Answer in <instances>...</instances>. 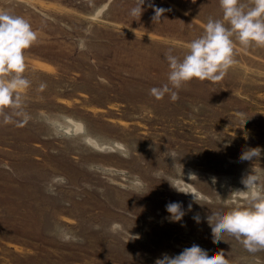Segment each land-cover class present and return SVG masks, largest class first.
<instances>
[{"label":"rangeland","instance_id":"rangeland-1","mask_svg":"<svg viewBox=\"0 0 264 264\" xmlns=\"http://www.w3.org/2000/svg\"><path fill=\"white\" fill-rule=\"evenodd\" d=\"M136 3L0 0L38 37L25 50L30 87L20 90L30 118L0 116V264H155L193 244L223 250L230 264H264V250L250 253L226 233L213 243L206 221L245 204L232 191L251 170L264 179V48L233 37L236 63L223 80L193 79L177 101L158 100L150 90L168 83L165 54L183 59L223 12L219 0H146L139 18ZM149 3L170 11L153 23ZM257 147L260 158L240 160ZM170 202L182 203L178 222ZM62 232L83 242H62Z\"/></svg>","mask_w":264,"mask_h":264},{"label":"clouds","instance_id":"clouds-1","mask_svg":"<svg viewBox=\"0 0 264 264\" xmlns=\"http://www.w3.org/2000/svg\"><path fill=\"white\" fill-rule=\"evenodd\" d=\"M145 2L146 0H137L130 14L140 18ZM219 3L223 18L208 19L203 35L190 42L189 50L183 59L173 55L172 49L165 54L169 68L168 83L150 90V94L156 99H163L166 94H170L171 101H177L178 90L193 79L209 82L223 80L229 68L236 63L233 37L244 48L251 46L264 48V0H249L248 3H242L241 0H219ZM148 6L154 11L153 23L161 22L164 13L170 11L155 7L151 3ZM37 39V33L28 20L6 9H0V116H3L4 123L12 122L13 115L22 117V123H27L30 118L23 111L20 90L30 87V80L24 76L25 50ZM45 87L44 84L40 85L41 90ZM5 109L14 110L13 114L9 115ZM261 152L259 147L249 148L241 153L240 160L253 161L261 157ZM168 156L173 160L177 159L174 151ZM61 182L66 183V180ZM241 183L244 188L233 190L232 199L233 202L243 200L245 204L242 206L235 203L234 207L223 213L211 212L206 221L211 228L213 243L227 242L222 239L226 233L240 242L248 252L256 253L264 250V179L251 170L242 177ZM170 185L178 193L191 195L192 201L196 203L208 201V197L199 191H187L180 183ZM130 186L139 192L144 184L139 177H135L131 180ZM50 194H54V191L50 190ZM191 209L192 204L189 203L188 210ZM166 211L170 214V219L176 222L186 214L181 202L168 203ZM193 219L200 223L199 214ZM60 239L65 243L83 242L80 237L63 232ZM155 264H230V262L223 250L209 255L206 250L193 244L178 255L163 254L156 259Z\"/></svg>","mask_w":264,"mask_h":264}]
</instances>
